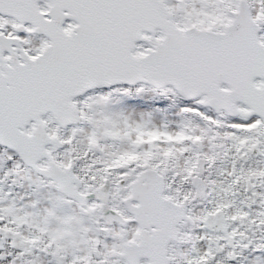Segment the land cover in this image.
<instances>
[{
	"label": "snow or ice",
	"instance_id": "6c2138e0",
	"mask_svg": "<svg viewBox=\"0 0 264 264\" xmlns=\"http://www.w3.org/2000/svg\"><path fill=\"white\" fill-rule=\"evenodd\" d=\"M0 264H264V0H0Z\"/></svg>",
	"mask_w": 264,
	"mask_h": 264
}]
</instances>
